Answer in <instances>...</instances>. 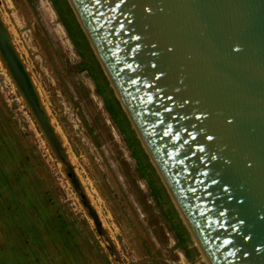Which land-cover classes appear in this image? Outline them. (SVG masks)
Returning <instances> with one entry per match:
<instances>
[{
  "label": "water",
  "instance_id": "1",
  "mask_svg": "<svg viewBox=\"0 0 264 264\" xmlns=\"http://www.w3.org/2000/svg\"><path fill=\"white\" fill-rule=\"evenodd\" d=\"M72 3L210 264H264V0ZM0 53L96 219L1 18Z\"/></svg>",
  "mask_w": 264,
  "mask_h": 264
},
{
  "label": "rangeland",
  "instance_id": "2",
  "mask_svg": "<svg viewBox=\"0 0 264 264\" xmlns=\"http://www.w3.org/2000/svg\"><path fill=\"white\" fill-rule=\"evenodd\" d=\"M0 18L97 215L0 53V264H206L70 1L0 0Z\"/></svg>",
  "mask_w": 264,
  "mask_h": 264
},
{
  "label": "bare ground",
  "instance_id": "3",
  "mask_svg": "<svg viewBox=\"0 0 264 264\" xmlns=\"http://www.w3.org/2000/svg\"><path fill=\"white\" fill-rule=\"evenodd\" d=\"M69 1H70L71 5H72V8L74 9V11H75V13H76V15H77V18H78V20H79V22H80V24H81V26H82V28H83V30H84V32H85L87 38H88V40H89V42H90V44H91V46H92V48H93V50H94V52H95L96 58L98 59L99 63L101 64V67H102L104 73L106 74V76H107V78H108V80H109V82H110V84H111V86H112V88H113V90H114V92H115V94H116V97L118 98L119 102L121 103V106L123 107L124 112L126 113V115H127L128 119H129V121H130V123H131V125H132V127H133V129H134V131H135L136 134H137V137L139 138V140H140L142 146L144 147V149H145V151H146V153H147L146 155H148V157L150 158L151 163L153 164L155 170L157 171V173H158V175H159V177H160V179H161L163 185L165 186V188H166V190H167V192H168V194H169V196H170V198H171V200H172V202H173L175 208L177 209V211H178V213H179V215H180V217H181L183 223L185 224L186 228L188 229V231H189V233H190V235H191V237H192V239H193V241H194L196 247H197L198 250H199L198 252H200L201 257H202V259L204 260V262H205L206 264H210V262H209V260H208V257H207V255H206V253L203 252L204 250H203V248H202L200 242L198 241L197 237L195 236V234H194L192 228L190 227V225H189L187 219H186L185 216L181 213L180 205H179L178 202L176 201V199H175L173 193L171 192V190H170V188H169V186H168V184H167V182H166V180H165L163 174L161 173V171H160V169H159V167H158V165H157V163H156L154 157L151 155L150 149H149L148 145L146 144V142H145L143 136L141 135V133H140V131H139V129H138L136 123L133 121V118L131 117V115H130L128 109H127V106H126L125 102L123 101V99H122V98L120 97V95L118 94V92H117V90H116V88H115V85H114L113 81L111 80V78H110V76H109V74H108V71H107V69H106L104 63H103L102 59L100 58V54H99L98 50L96 49V47H95V45H94V43H93V41H92V39H91V37H90V34H89L88 30L86 29V27H85V25H84V23H83V21H82L80 15L78 14L76 8L74 7V5H73V3H72V0H69Z\"/></svg>",
  "mask_w": 264,
  "mask_h": 264
}]
</instances>
